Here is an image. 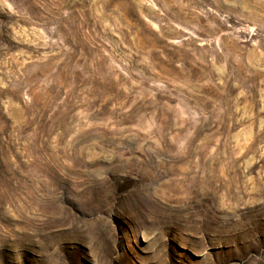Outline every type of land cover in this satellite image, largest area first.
Here are the masks:
<instances>
[{"label":"rangeland","instance_id":"obj_1","mask_svg":"<svg viewBox=\"0 0 264 264\" xmlns=\"http://www.w3.org/2000/svg\"><path fill=\"white\" fill-rule=\"evenodd\" d=\"M0 264H264V0H0Z\"/></svg>","mask_w":264,"mask_h":264}]
</instances>
